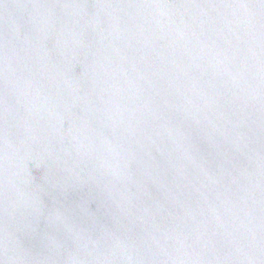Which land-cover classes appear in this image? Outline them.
Segmentation results:
<instances>
[{
  "label": "water",
  "instance_id": "95a60500",
  "mask_svg": "<svg viewBox=\"0 0 264 264\" xmlns=\"http://www.w3.org/2000/svg\"><path fill=\"white\" fill-rule=\"evenodd\" d=\"M6 230L10 264H264V0H0V264Z\"/></svg>",
  "mask_w": 264,
  "mask_h": 264
},
{
  "label": "clouds",
  "instance_id": "9594fccd",
  "mask_svg": "<svg viewBox=\"0 0 264 264\" xmlns=\"http://www.w3.org/2000/svg\"><path fill=\"white\" fill-rule=\"evenodd\" d=\"M248 16L251 17L252 14L248 13ZM19 245L12 237L10 233L5 232V241H4V255L5 259L3 264H10L19 258Z\"/></svg>",
  "mask_w": 264,
  "mask_h": 264
}]
</instances>
